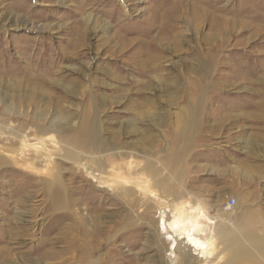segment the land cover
<instances>
[{"label":"rangeland","instance_id":"obj_1","mask_svg":"<svg viewBox=\"0 0 264 264\" xmlns=\"http://www.w3.org/2000/svg\"><path fill=\"white\" fill-rule=\"evenodd\" d=\"M231 199L264 264V0H0V264H190L160 211Z\"/></svg>","mask_w":264,"mask_h":264},{"label":"bare ground","instance_id":"obj_2","mask_svg":"<svg viewBox=\"0 0 264 264\" xmlns=\"http://www.w3.org/2000/svg\"><path fill=\"white\" fill-rule=\"evenodd\" d=\"M93 119L94 118H92L90 121V119L86 118L82 123L83 124L82 129L84 132L83 134L84 143L83 144H85V146L90 149L91 148L93 149L104 148L105 144L103 143L98 133L99 128L96 124V121L98 122V119L95 120V123ZM94 182H97V181H94ZM61 197H62L61 194L59 195V193L54 192L53 200H54L55 207L56 206L58 207V205L61 204L62 202ZM172 207L171 209L163 208V210L160 211L161 215L159 214L160 215L159 225L162 229L161 234L163 235V239L165 240V242L166 241L169 242L168 251L170 252V255H169L170 257L172 255H175V253L180 247V244L186 245L190 249V251L193 252V254H195V256H197L198 258L208 257V255L211 254L210 247L212 245V241L210 237L212 236V233L219 227L220 228L218 232L217 233L214 232L216 235H218V237L223 238V239H228L230 237L229 228H227L226 225L225 227H223L222 225L224 224L223 216H224V219H226L225 216H227L228 212L232 211V209H229L228 207L220 206L218 209L219 215L213 216L209 214L207 210L201 208L202 206L192 207L191 204H187L186 206H177L175 208H172ZM202 221L206 222L207 225L206 226L203 225ZM234 238L236 239V237ZM247 238L249 242L252 244V247L254 248L256 253L260 252V255H262V252L264 250V242L259 239L260 236L258 237L256 234H249ZM235 253L236 252H234V254ZM246 253H247V249L244 246L240 247L239 251L237 252L238 255H245ZM175 258H176V255H175ZM174 262H175V259L173 260V263ZM7 263H8V260H7Z\"/></svg>","mask_w":264,"mask_h":264},{"label":"crops","instance_id":"obj_3","mask_svg":"<svg viewBox=\"0 0 264 264\" xmlns=\"http://www.w3.org/2000/svg\"><path fill=\"white\" fill-rule=\"evenodd\" d=\"M263 258H264V256H263ZM211 259H212V257H206V258L205 257H201V258L196 257L195 259L193 258L192 260H190L191 261L190 264H212L213 261Z\"/></svg>","mask_w":264,"mask_h":264},{"label":"built area","instance_id":"obj_4","mask_svg":"<svg viewBox=\"0 0 264 264\" xmlns=\"http://www.w3.org/2000/svg\"><path fill=\"white\" fill-rule=\"evenodd\" d=\"M236 205V200L235 199H231L229 201V203L227 204L228 208H233Z\"/></svg>","mask_w":264,"mask_h":264}]
</instances>
